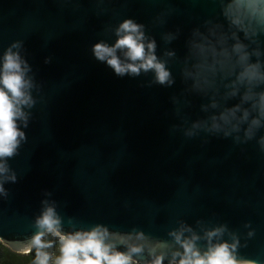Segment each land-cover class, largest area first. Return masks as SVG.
I'll return each mask as SVG.
<instances>
[{
  "label": "water",
  "instance_id": "1",
  "mask_svg": "<svg viewBox=\"0 0 264 264\" xmlns=\"http://www.w3.org/2000/svg\"><path fill=\"white\" fill-rule=\"evenodd\" d=\"M219 12V0H0V55L20 43L35 100L26 140L7 159L16 181L0 197L2 245L12 251L8 242L31 237L48 200L65 231L101 224L142 232L147 244L169 253L179 250L169 233L181 223L201 236L223 225L222 240H239L238 258L264 264V127L249 140L244 125L228 137L185 135L215 111H203L208 96L189 91L191 81L182 78L186 42L205 21L221 20ZM128 18L155 40L170 87L153 83L151 72L116 76L93 57L92 46L113 44ZM168 34L175 38L167 41ZM257 39L264 53V35Z\"/></svg>",
  "mask_w": 264,
  "mask_h": 264
},
{
  "label": "clouds",
  "instance_id": "2",
  "mask_svg": "<svg viewBox=\"0 0 264 264\" xmlns=\"http://www.w3.org/2000/svg\"><path fill=\"white\" fill-rule=\"evenodd\" d=\"M219 9L221 20L205 21L204 31L193 29L186 42L182 78L191 81L189 91L208 96L209 103L202 110L215 111L193 122L185 135L203 130L228 137L244 125V139L249 140L264 127V53L257 39L264 35V0H219ZM114 35L113 44L100 41L92 46L97 61L119 77L151 72L153 83L167 87L173 84L167 61L156 55V42L145 35L143 24L124 19ZM174 38L172 34L165 36L167 41ZM20 48L19 42H13L0 55V197L7 196L4 184L16 181L7 159L16 155L26 140L23 129L28 127L27 110L35 103L31 94L34 82L28 75L31 68ZM164 55L170 58L174 53ZM233 99L237 102L230 107L219 102ZM258 144L264 149V136ZM41 205L33 222L34 234L26 241L8 242L13 252L30 256V264H163L166 259L168 264H255L238 258L240 244L234 234H230L231 242L221 239L226 232L223 225L205 230L201 236L181 223L169 233L179 250L169 253L158 251L165 245L147 244L142 232L115 233L101 224L89 230L65 231L55 202L43 200ZM200 240L205 241L203 248ZM145 250L148 259L142 260Z\"/></svg>",
  "mask_w": 264,
  "mask_h": 264
},
{
  "label": "trees",
  "instance_id": "3",
  "mask_svg": "<svg viewBox=\"0 0 264 264\" xmlns=\"http://www.w3.org/2000/svg\"><path fill=\"white\" fill-rule=\"evenodd\" d=\"M31 257L16 254L0 243V264H30Z\"/></svg>",
  "mask_w": 264,
  "mask_h": 264
}]
</instances>
